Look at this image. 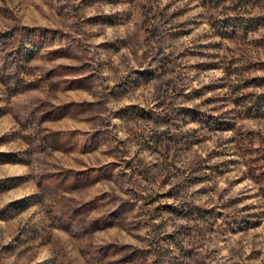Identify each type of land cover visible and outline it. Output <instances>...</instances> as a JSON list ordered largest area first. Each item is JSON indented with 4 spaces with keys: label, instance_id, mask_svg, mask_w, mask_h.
Masks as SVG:
<instances>
[{
    "label": "rangeland",
    "instance_id": "1",
    "mask_svg": "<svg viewBox=\"0 0 264 264\" xmlns=\"http://www.w3.org/2000/svg\"><path fill=\"white\" fill-rule=\"evenodd\" d=\"M0 264H264V0H0Z\"/></svg>",
    "mask_w": 264,
    "mask_h": 264
},
{
    "label": "trees",
    "instance_id": "2",
    "mask_svg": "<svg viewBox=\"0 0 264 264\" xmlns=\"http://www.w3.org/2000/svg\"><path fill=\"white\" fill-rule=\"evenodd\" d=\"M40 32H42L43 34L46 33L45 29H41ZM47 34V33H46Z\"/></svg>",
    "mask_w": 264,
    "mask_h": 264
}]
</instances>
